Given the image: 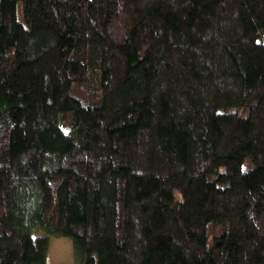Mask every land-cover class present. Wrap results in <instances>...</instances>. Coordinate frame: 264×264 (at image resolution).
<instances>
[{"label": "trees", "instance_id": "trees-1", "mask_svg": "<svg viewBox=\"0 0 264 264\" xmlns=\"http://www.w3.org/2000/svg\"><path fill=\"white\" fill-rule=\"evenodd\" d=\"M264 264V0H0V264Z\"/></svg>", "mask_w": 264, "mask_h": 264}, {"label": "rangeland", "instance_id": "rangeland-1", "mask_svg": "<svg viewBox=\"0 0 264 264\" xmlns=\"http://www.w3.org/2000/svg\"><path fill=\"white\" fill-rule=\"evenodd\" d=\"M49 236L48 264H82L77 259L74 243L70 237Z\"/></svg>", "mask_w": 264, "mask_h": 264}]
</instances>
